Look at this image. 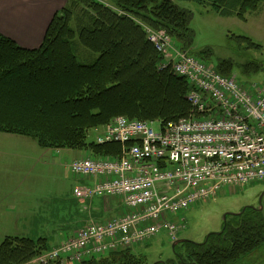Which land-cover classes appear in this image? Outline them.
<instances>
[{"label":"trees","instance_id":"16d2710c","mask_svg":"<svg viewBox=\"0 0 264 264\" xmlns=\"http://www.w3.org/2000/svg\"><path fill=\"white\" fill-rule=\"evenodd\" d=\"M189 1L244 21L264 2ZM186 19L176 0H67L54 14L38 48L21 47L0 34V132L32 138L42 148L85 149L93 157L118 158L123 144L89 141V132L102 131L118 116L163 123L188 116L189 84L169 67H158L163 55L140 23L165 29L180 49L187 50ZM237 38L254 49L261 47L249 36ZM77 44L97 54L93 63L77 60ZM191 52L202 60L210 53L207 48ZM213 65L224 76L239 66L240 75L248 79L264 69V59L240 65L222 59ZM232 216L235 221H227L219 233L202 242L176 245V260L153 264H235L264 245V218L257 211L246 208ZM46 250L44 238L7 237L0 243V264H28ZM80 264L148 263L142 253L127 247Z\"/></svg>","mask_w":264,"mask_h":264},{"label":"built area","instance_id":"2783aa9c","mask_svg":"<svg viewBox=\"0 0 264 264\" xmlns=\"http://www.w3.org/2000/svg\"><path fill=\"white\" fill-rule=\"evenodd\" d=\"M147 36L163 55L158 67L186 79L192 111L167 123L118 116L103 127L95 141L123 144L122 155L72 160L73 174L93 179V185L75 187L74 196L83 201L107 195L120 199L124 210L79 225L35 258L41 264H80L120 248L144 247L160 232L174 242L184 228V218L175 221V214L222 189L264 181V81L238 83L173 48L165 31Z\"/></svg>","mask_w":264,"mask_h":264},{"label":"rangeland","instance_id":"374dc122","mask_svg":"<svg viewBox=\"0 0 264 264\" xmlns=\"http://www.w3.org/2000/svg\"><path fill=\"white\" fill-rule=\"evenodd\" d=\"M98 1L111 3V0ZM176 5L186 13L187 17L186 46L190 48L184 50L185 54L202 60L200 56L198 57L191 51L207 48L210 53L206 55L207 58L204 60L212 66L217 60L222 59L231 60L237 65L264 59V2L256 10L248 12L245 21L235 16H219L210 7L189 0H176ZM140 23L147 33L149 31H165L168 34L163 28L156 30L143 22ZM237 35L249 36L261 47L258 49L249 47L245 41L238 39ZM170 41L173 48L180 49V44L174 37H171ZM181 51L182 49L179 50V52ZM74 54L82 64H91L97 57V54L87 50L80 44L74 47ZM238 68L239 66L234 68L229 76L233 75L234 80H236L235 78L239 79V83H247L245 81L253 79L264 81V69L253 74L251 78L245 79L240 75ZM153 127L157 129L158 124H153ZM98 130L90 131L87 139L89 141L95 140ZM43 149L45 148L35 144L29 137L0 132V159L6 156L11 160L10 174L13 176L11 177L13 183L26 187V195H28V190L29 194L31 193L32 187L30 186L32 185L36 198H41L38 194L39 192L43 193L41 185H46V196L54 199L51 201V207L55 208V213L61 219L75 222L73 225L77 227L94 220L91 205L83 203L81 205L72 201L74 199L72 187L80 178L79 175L69 171V167L66 168V163L60 166L53 164L46 166V164L41 165L38 161L30 158L29 155H35L36 151L39 152ZM18 163L30 165L33 168L25 170L22 165L17 168ZM2 168L5 167L0 164V177L3 175ZM30 198L29 200L33 201V198ZM246 208L257 211L258 215L264 218V181H257L235 188L231 187L227 190L226 188L222 189L215 198L198 201L186 210L175 214L173 217L175 221L180 217L184 218V228L179 231L177 238L189 239L196 243L202 242L208 234L219 233L227 221H235L236 218L232 215L240 214ZM17 217L10 220V223L5 222L0 226V240L4 236L5 226H13V221ZM69 231L66 232V235L70 234ZM48 243L50 244L51 241L48 240ZM141 246L144 247L133 249L135 252L142 253L148 264H153L156 261L176 260V255L172 249V240L164 232L156 234L149 242ZM28 264L41 263L32 258ZM235 264H264V245Z\"/></svg>","mask_w":264,"mask_h":264},{"label":"crops","instance_id":"0c3cea01","mask_svg":"<svg viewBox=\"0 0 264 264\" xmlns=\"http://www.w3.org/2000/svg\"><path fill=\"white\" fill-rule=\"evenodd\" d=\"M66 2L67 0H0V34L9 37L21 47L27 49L38 48L43 41L52 17L65 6ZM250 81L257 80L253 79ZM100 131L101 129L96 132V136ZM33 141L37 144L35 140ZM88 155L90 153L85 149L45 148L42 151H36L35 155L29 156L41 165L53 164L60 166L66 163L67 168L72 160ZM0 164L5 167L2 168L3 175L0 177V218H3L0 220V226L5 222L10 223V220L18 216L13 221V226H5L4 236L0 241L7 237H27L33 240L44 238L49 251L57 247L61 241L73 235L78 227L73 225L75 222L61 219L55 213V208L51 207V201L54 199L46 196V185H41L43 193H38L41 198L35 197L32 185L30 186L32 187L31 193L29 194L28 190V195H26V187L12 182L13 179L11 177L13 176L10 174L11 160L4 156L0 159ZM21 165L24 166L25 170L33 168L30 165L20 163L16 167L19 168ZM90 185H93V179L80 176L72 187V194L75 199L72 201L92 206L94 220L91 221L102 222L105 219L117 217L122 213L124 206L120 199L110 198L107 195H98L91 198L92 200L80 201L74 196L75 187ZM30 197L33 198V201L29 200L31 199ZM68 231L70 234L66 235ZM48 240L51 241L50 244Z\"/></svg>","mask_w":264,"mask_h":264},{"label":"water","instance_id":"95a60500","mask_svg":"<svg viewBox=\"0 0 264 264\" xmlns=\"http://www.w3.org/2000/svg\"><path fill=\"white\" fill-rule=\"evenodd\" d=\"M236 214V213H235ZM224 219H225V216H224ZM209 235V234H208ZM189 239H185V238H180V239H177L175 240L174 242H172V249L174 250L175 246L180 244V243H183L185 241H188Z\"/></svg>","mask_w":264,"mask_h":264},{"label":"bare ground","instance_id":"6f19581e","mask_svg":"<svg viewBox=\"0 0 264 264\" xmlns=\"http://www.w3.org/2000/svg\"><path fill=\"white\" fill-rule=\"evenodd\" d=\"M215 69H216V68H215ZM222 76H224V75H222ZM232 76H233V75H232ZM226 77H227V76H226ZM235 79H236V78H235ZM236 81H237V80H236ZM238 83H239V81H238ZM143 121H144V120H143ZM148 121H149V120H148ZM151 121H152V120H151ZM164 123H166V122H164ZM114 142H115V141H114ZM91 200H92V199H91ZM86 201H88V200H86ZM185 210H186V209H185ZM178 239H179V238H178ZM61 242H62V241H61ZM56 245H57V244H56ZM56 245H55V246H56ZM55 246H54V247H55ZM47 251H48V250H47Z\"/></svg>","mask_w":264,"mask_h":264}]
</instances>
